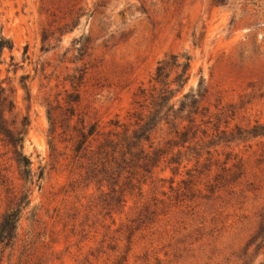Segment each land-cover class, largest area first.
<instances>
[{
  "label": "rangeland",
  "instance_id": "374dc122",
  "mask_svg": "<svg viewBox=\"0 0 264 264\" xmlns=\"http://www.w3.org/2000/svg\"><path fill=\"white\" fill-rule=\"evenodd\" d=\"M99 1L0 0V35L13 43L0 59L15 105L4 119L20 128L29 118L24 153L36 174L0 264H244L257 255L263 263L264 136L230 135L264 127V0ZM184 53L192 57L184 91L201 80L209 89L212 124L201 127L209 137L180 148L176 175L162 163L134 190L123 179L116 191L125 189V202L116 205L112 186L84 180L72 127L86 118L106 135L133 131L148 115L140 90H151L160 61ZM77 93L68 129L63 114ZM49 105L62 107L55 135ZM170 138L164 126L151 142L168 150ZM24 186L0 134V222Z\"/></svg>",
  "mask_w": 264,
  "mask_h": 264
},
{
  "label": "trees",
  "instance_id": "16d2710c",
  "mask_svg": "<svg viewBox=\"0 0 264 264\" xmlns=\"http://www.w3.org/2000/svg\"><path fill=\"white\" fill-rule=\"evenodd\" d=\"M44 40L46 41L48 38ZM5 49L12 50L13 43L0 35V59ZM191 63L192 57L187 53L170 55L159 62L152 79L151 90H140L143 99L141 107L148 111V115L139 119L136 129L133 131L126 129L122 133L110 132L106 135L99 130L97 123L90 124L86 118H80L77 124L72 127V131L76 133V136L71 138L73 143L71 151L74 158L87 161V165L83 166L84 180L89 183L96 181L101 186L104 183L112 186L114 193L112 200L114 203L116 202V205L125 202V189L120 187V191H116V187L123 179L127 181L126 185H130L134 190L145 184L148 178H152L155 170L162 163L166 164V168L176 165L172 169L176 175L179 173L182 163L180 148H185L187 144L197 140L199 133H202V139L209 137L208 129L201 130L204 125L212 124L210 110L203 105L209 89L204 86V80H201L197 89L192 88L188 92L184 91L191 78ZM180 94L182 96L178 98ZM80 101V93L68 97L69 107L63 114L69 122L66 126L68 129L71 128L70 123L76 117L77 109L73 105H78ZM14 108V102L10 99L4 81L0 78V134L14 148L15 161L20 176L25 181L23 191L12 192L11 198L14 203L0 222V249L9 248L18 238L23 212L31 206V189H27V185L34 184L36 176L33 173L30 157L24 153L25 140L30 126L29 118H24L20 128H10L4 119L5 113L12 112ZM59 110H62L61 106L49 105L47 109L51 135H55L59 128L63 129L64 127L63 124L59 126L60 116L57 114ZM206 118L207 121H205ZM164 126H167L168 135L171 137L167 142L168 150L160 147L155 148V143L151 142L158 131L163 132ZM219 129L220 127L216 128L217 131ZM257 130L264 131V127L256 126L251 131L240 132L238 137L233 134L230 137L242 140L247 136H264ZM222 133L226 135V131H222ZM94 143L99 144L96 149L92 150ZM147 143L150 144L148 148H146ZM177 149L178 152L175 153ZM189 149L194 151V148L189 147ZM126 173L128 175L124 177ZM42 177L43 174L39 175L38 179L40 180ZM258 238V234L253 237L255 240ZM261 249L262 247H258V252ZM258 256L253 262L246 261L244 264H256ZM260 264H264V262Z\"/></svg>",
  "mask_w": 264,
  "mask_h": 264
}]
</instances>
